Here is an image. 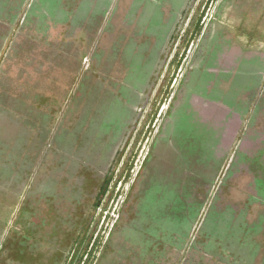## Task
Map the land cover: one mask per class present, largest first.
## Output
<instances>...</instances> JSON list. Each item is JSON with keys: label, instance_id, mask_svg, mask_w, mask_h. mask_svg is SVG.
I'll use <instances>...</instances> for the list:
<instances>
[{"label": "rangeland", "instance_id": "1", "mask_svg": "<svg viewBox=\"0 0 264 264\" xmlns=\"http://www.w3.org/2000/svg\"><path fill=\"white\" fill-rule=\"evenodd\" d=\"M0 264H264V0H0Z\"/></svg>", "mask_w": 264, "mask_h": 264}, {"label": "trees", "instance_id": "2", "mask_svg": "<svg viewBox=\"0 0 264 264\" xmlns=\"http://www.w3.org/2000/svg\"><path fill=\"white\" fill-rule=\"evenodd\" d=\"M106 187H107V184H106V182H104V183H103V186H102V188H101V191H100V195H102V194L104 193Z\"/></svg>", "mask_w": 264, "mask_h": 264}]
</instances>
